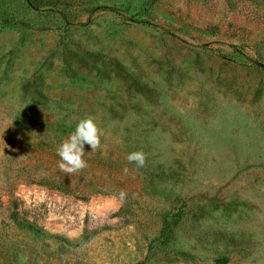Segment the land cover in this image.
Returning <instances> with one entry per match:
<instances>
[{
    "label": "rangeland",
    "instance_id": "obj_1",
    "mask_svg": "<svg viewBox=\"0 0 264 264\" xmlns=\"http://www.w3.org/2000/svg\"><path fill=\"white\" fill-rule=\"evenodd\" d=\"M33 3L0 0V264H264V0Z\"/></svg>",
    "mask_w": 264,
    "mask_h": 264
},
{
    "label": "clouds",
    "instance_id": "obj_2",
    "mask_svg": "<svg viewBox=\"0 0 264 264\" xmlns=\"http://www.w3.org/2000/svg\"><path fill=\"white\" fill-rule=\"evenodd\" d=\"M101 132L92 118H85L78 122L74 132H72L56 149L57 155L61 159L59 168L72 173L86 167V161L82 159L85 153V144L95 149L100 144ZM129 162H135L137 167H143L145 155L142 151H135L128 155ZM125 168L124 172L127 173ZM123 196V193H121Z\"/></svg>",
    "mask_w": 264,
    "mask_h": 264
},
{
    "label": "trees",
    "instance_id": "obj_3",
    "mask_svg": "<svg viewBox=\"0 0 264 264\" xmlns=\"http://www.w3.org/2000/svg\"><path fill=\"white\" fill-rule=\"evenodd\" d=\"M29 3H33V0H27ZM98 9H101V10H105V11H108V12H111V13H119L120 12V9L118 7H112V6H102V7H99ZM145 22L146 24H148L149 26H155L157 27L154 23H151V22H148V21H143ZM83 25L85 23H82ZM204 46V45H202ZM232 47L234 48V50H236L237 53L241 54L243 53V51H240L239 48L236 46V45H232ZM256 62V60L253 58V57H250V56H246V61L243 62L242 64L246 65V64H254ZM82 159H84L82 157ZM85 160V159H84ZM87 161V160H85ZM84 177V168L82 169H79L75 172H72L70 173V193H77L78 192H81L82 196H84V198H86L87 194H88V191L85 190V189H81V187L77 186V185H74L72 183L73 181V178H77V179H82ZM77 186V187H75ZM81 186H84V185H81ZM177 213L173 212V211H168V212H165L163 213L162 215V229H161V232H160V235L159 237L157 238V240L159 241L160 244L162 245H167L169 244L171 241L174 240L175 238V235H174V228L175 226L178 224L177 222ZM218 262L220 264H229L231 263L230 261V258L229 257H221L218 259Z\"/></svg>",
    "mask_w": 264,
    "mask_h": 264
}]
</instances>
